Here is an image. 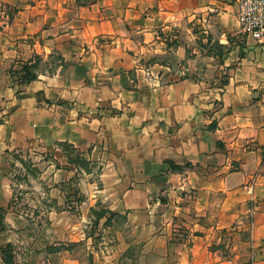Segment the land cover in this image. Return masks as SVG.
<instances>
[{"label": "crops", "instance_id": "1", "mask_svg": "<svg viewBox=\"0 0 264 264\" xmlns=\"http://www.w3.org/2000/svg\"><path fill=\"white\" fill-rule=\"evenodd\" d=\"M62 146L149 264H264V39L234 0H0V207L13 153Z\"/></svg>", "mask_w": 264, "mask_h": 264}, {"label": "rangeland", "instance_id": "2", "mask_svg": "<svg viewBox=\"0 0 264 264\" xmlns=\"http://www.w3.org/2000/svg\"><path fill=\"white\" fill-rule=\"evenodd\" d=\"M102 165L62 146L55 156L13 153L11 198L0 207V264H149L126 214L99 198ZM138 232V231H137ZM147 255V254H146Z\"/></svg>", "mask_w": 264, "mask_h": 264}, {"label": "built area", "instance_id": "3", "mask_svg": "<svg viewBox=\"0 0 264 264\" xmlns=\"http://www.w3.org/2000/svg\"><path fill=\"white\" fill-rule=\"evenodd\" d=\"M235 14L242 33L255 40L264 39V0H234ZM254 179L243 184L250 194Z\"/></svg>", "mask_w": 264, "mask_h": 264}, {"label": "trees", "instance_id": "4", "mask_svg": "<svg viewBox=\"0 0 264 264\" xmlns=\"http://www.w3.org/2000/svg\"><path fill=\"white\" fill-rule=\"evenodd\" d=\"M10 260L11 259L9 257H3L2 262L5 263V264H7V263L10 262Z\"/></svg>", "mask_w": 264, "mask_h": 264}]
</instances>
